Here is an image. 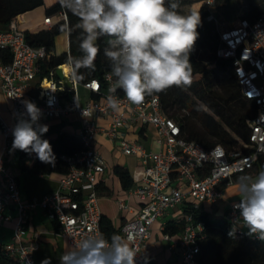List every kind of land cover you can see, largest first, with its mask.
I'll return each instance as SVG.
<instances>
[{"label": "built area", "instance_id": "2783aa9c", "mask_svg": "<svg viewBox=\"0 0 264 264\" xmlns=\"http://www.w3.org/2000/svg\"><path fill=\"white\" fill-rule=\"evenodd\" d=\"M216 0H204L208 15L206 20L214 22L219 31L217 56L230 62L235 79L242 88L247 101L257 108V115L249 123L251 129L248 154L241 151H227L223 146L207 149L201 144L186 140L180 124L164 111L157 93L148 95L140 104L128 101L122 89L117 87L115 78L108 72L103 81L90 80L82 87L99 96L85 104L77 90L79 85L74 76H69L73 88L66 90L63 82L53 77H43L38 81L39 91L32 96L40 110L38 121L63 120L72 113L87 120L75 135L81 140L83 150L74 155H61L60 159L69 166V172L62 176L58 188L43 197L41 201L29 203L21 201L17 177L6 167L4 157H0V231L3 223L11 220L5 211L16 205L19 217L15 233L4 252L19 264H39L34 259L35 246L26 243L28 212L41 207L47 217L60 227V234L74 248L79 249L86 238L105 241L100 227L102 213L99 207L98 185L107 173V164L96 146V136L102 134L127 157H134L139 164V178L130 195L141 202L139 213L122 226V240L138 249L136 264H152L143 255L147 241L151 237L154 224L169 213L184 206L201 208L204 204L217 205L224 200V188L238 183L237 175H249L264 169V13L254 20L241 19L234 26L221 27L217 14L213 11ZM53 17L68 25V15L64 10L45 17L43 26L51 29ZM25 31L17 22H12L8 31H0V50L9 51L11 61L0 58V91L12 103L13 124H8L0 114V136L13 142L12 130L21 114L27 119L24 101L39 73V63L49 58L43 47H33L26 41ZM55 73V72H54ZM67 75V74H66ZM61 92H73L64 101ZM109 97L118 102L113 108ZM109 118L107 127L97 124V119ZM140 133V135L138 133ZM136 139H130V134ZM142 134V135H141ZM44 138V135L42 136ZM158 147L154 150L151 146ZM31 161L37 155L24 152ZM231 205L226 219L234 232L246 233L239 211ZM122 209H127L121 203ZM186 225L177 239L165 233L168 223L161 224L164 239L172 248H181V264H199L201 242L205 239L204 226L195 223L192 216L182 218ZM254 240H261L251 235Z\"/></svg>", "mask_w": 264, "mask_h": 264}, {"label": "trees", "instance_id": "16d2710c", "mask_svg": "<svg viewBox=\"0 0 264 264\" xmlns=\"http://www.w3.org/2000/svg\"><path fill=\"white\" fill-rule=\"evenodd\" d=\"M229 1V0H228ZM242 5L239 0H230V4L222 5L220 17L230 20L232 26L236 17H242L244 10L252 3L246 0ZM223 3L216 0L215 3ZM45 5L44 0H0V31H8L12 22L26 13L32 12ZM207 6H203L201 25L198 28L199 38L194 50L190 53V62L193 66L192 83L190 86H173L166 91L157 93L162 101L165 113L175 119L181 126L183 137L194 141L207 149L223 146L227 151H241L248 154L250 145V121L257 115L256 106L247 101L242 93V88L233 75L230 62L217 56L219 46V31L214 22L206 20ZM64 10L68 15V25L64 22L54 23L51 29L42 27L25 31L28 44L33 47H43L49 58L39 63L37 80L43 77H56V69L66 63H71L69 57H79L81 30L77 27L79 21L70 11L63 8L57 0L46 8V16H53ZM63 32L68 33L69 53L60 56L54 55L56 37ZM108 37H101L97 43L100 52L94 61L93 68L73 66L74 75L78 84L82 85L90 80L103 81L106 73L111 72L110 62L104 55ZM204 53L200 55L199 51ZM0 58L5 62L11 61L9 51L0 50ZM224 73L225 75H220ZM73 92H61L62 97ZM90 98L98 99L95 93H90ZM54 154L52 163L41 162L38 158L32 162L30 172L37 175L59 174L66 175L69 166L60 159L61 155H74L83 150V144L75 135L62 132L53 139H48ZM21 170H26L29 160L24 151H20ZM261 167L264 168V159L261 158ZM114 173L118 176L122 188L131 190L134 186L133 176L124 167H115ZM243 175H237L241 178ZM98 190H100L98 186ZM185 214L192 216L195 223L204 226L205 239L201 242L199 264H264V240H254L245 233L239 235L233 231L226 218H212L210 213L201 208L191 206L183 207ZM186 222L170 223L165 233L176 235L184 230ZM101 232L104 240L115 238L122 239L121 230L113 226L111 220L102 216L100 221ZM231 233V235H230ZM115 236V237H114ZM0 264H19L0 249Z\"/></svg>", "mask_w": 264, "mask_h": 264}, {"label": "clouds", "instance_id": "9594fccd", "mask_svg": "<svg viewBox=\"0 0 264 264\" xmlns=\"http://www.w3.org/2000/svg\"><path fill=\"white\" fill-rule=\"evenodd\" d=\"M78 18L81 56L69 57L76 67L93 68L100 52L97 41L108 37L104 55L111 75L128 101L140 104L145 97L176 86H190L193 66L190 53L199 38V12L179 11V0H59ZM27 119L21 114L12 130L13 149L35 153L44 163L54 154L42 139L47 125L38 123L41 110L24 101ZM113 108L115 98L109 97ZM239 219L249 235L264 240V169L238 181ZM231 235V233H230ZM115 237V236H114ZM138 249L122 239L110 241L86 238L77 251L65 252L59 264H136ZM45 264V261H42Z\"/></svg>", "mask_w": 264, "mask_h": 264}, {"label": "crops", "instance_id": "0c3cea01", "mask_svg": "<svg viewBox=\"0 0 264 264\" xmlns=\"http://www.w3.org/2000/svg\"><path fill=\"white\" fill-rule=\"evenodd\" d=\"M228 4H230V1L223 0V6ZM48 7L49 6H45V11ZM213 11L216 14H220V11H218L216 7L213 8ZM262 13H264V0H252V5L247 6L244 10V15L242 17H236L234 23H238L239 20L246 18L254 20L259 17ZM32 14V12H29L20 16L17 20L18 26L20 28H24V30H32L44 27L43 21L45 17H47L46 13L45 17L39 20H37V18H33ZM217 16L222 19L220 15ZM25 20L31 21V24L22 27L21 25L25 24ZM224 21L230 23V20ZM65 52L69 53V37L68 50L64 51L63 53ZM54 55L60 56L57 53L56 48ZM62 66L65 74L75 77L73 66L71 63L62 64ZM53 78L56 79L57 76ZM37 83L38 80L36 79L32 87L27 91L26 101H31L30 97L36 96L38 94L39 91L36 89ZM87 93L89 99L85 102H82L81 100L82 104H85L87 101L92 99L90 98V92L87 91ZM69 96H71V93H69L68 96L63 97L65 102ZM12 108V103L0 91V114L3 119L10 125L14 122ZM86 121L87 120L81 118L78 114L75 113L70 114L63 120H44L41 125H47L48 131L43 135L48 139H53L62 132H67L76 135L80 131L83 123ZM109 121V118L102 117L97 119V124L101 127H107ZM138 134L140 135V133ZM129 138L136 139L137 135L134 133L130 134ZM12 144L7 146V140H5L4 137L0 136V157H4L6 167L12 170L17 177L21 194V201L24 204L34 200L41 201L45 195L54 192L58 188L59 181L62 176L56 173L51 175H37L31 173L29 168L31 167L33 161H31L30 159L26 163V170L22 171L20 162V150L13 149ZM96 146L99 152L103 155L107 164V173L105 177L101 179L98 185L100 188L99 207L102 216L107 217L109 220H111L113 226L119 230L124 224L132 220L139 213L141 208V202L136 196L130 195V190H124L122 188L118 176L114 173V169L117 166L124 167L130 171V169L127 168L125 163V157L127 156L124 157V155L114 146V144L107 138H105L102 134H98L96 136ZM151 147L154 150H157L158 148L154 145H152ZM119 153H121L123 157H120ZM129 158H133V160L135 161V166L133 170L130 171L134 180V188L136 185L135 180L139 178V164L136 158ZM257 172L258 171L253 172L249 174V176H254ZM239 179L240 178H237L238 181ZM239 199L240 194L238 192L237 183L234 186L224 188V200H222L220 203H218L217 205L204 204L202 206V209L204 211L209 212L212 218L224 219L227 217L231 205H233L234 203H239ZM122 202L126 204L127 209H122ZM5 215L11 217V220L4 222L3 227L0 231L1 250H4L5 245L10 243L11 239L14 236L16 222L19 217L17 206L11 205L10 207H8L5 211ZM184 215V209L178 207L172 210L169 215L162 219L161 224L163 222L168 223V225L170 223L176 224L178 223V221L183 220L182 218ZM161 224L159 226V229H157L158 227L156 226V223L154 224L152 228L151 237L147 241L146 247L143 250V255L147 259H149L152 264H181V248H172L170 242L164 239V232L161 230ZM244 229L246 233H248V228L244 227ZM26 232V243L35 246L34 259L39 264H42V261H45V264H59V260L62 254H64L65 252L78 250L72 247L67 242V240L61 236L60 227L47 217L45 210L41 207L31 209L28 212V223L26 225ZM180 233L181 232L176 235H173V238L177 239Z\"/></svg>", "mask_w": 264, "mask_h": 264}, {"label": "rangeland", "instance_id": "374dc122", "mask_svg": "<svg viewBox=\"0 0 264 264\" xmlns=\"http://www.w3.org/2000/svg\"><path fill=\"white\" fill-rule=\"evenodd\" d=\"M204 0H179L180 3V9L179 11L183 12V13H188V12H199L200 17L203 13V6L205 5L203 3ZM230 1V0H229ZM45 5L32 11V17L33 18H37V20L45 17V6H51L52 4H54L55 2H57V0H44ZM239 2L242 5H246V0H239ZM250 3H252V1H249ZM221 2H219V4H214V7H216L218 9V11H220V9H222L221 7ZM220 15V14H217ZM218 17V16H217ZM219 19V22L222 23L220 24L221 27L227 28L232 26L231 23L224 21L223 19ZM54 23L58 22V18L57 17H53ZM25 24L21 25L22 27L28 26L29 24H31V21H24ZM22 30H24V28H21ZM56 50L57 53L60 55L61 53H63L64 51L68 50V35L66 32L60 33L57 37H56ZM200 55H202L204 53L203 50L199 51ZM220 75L224 76V73H221ZM77 90L81 96V100L82 102H85L86 100L89 99L88 97V93L87 91L82 87V85H78L77 86ZM120 157H123L121 153H119ZM125 157V156H124ZM125 163L127 168L130 169V171L133 170L134 166H135V161L133 160V158H129V157H125ZM161 224V219L159 221L156 222V226L158 227L157 229H159V226ZM159 231V230H158ZM159 233V232H158Z\"/></svg>", "mask_w": 264, "mask_h": 264}, {"label": "water", "instance_id": "95a60500", "mask_svg": "<svg viewBox=\"0 0 264 264\" xmlns=\"http://www.w3.org/2000/svg\"><path fill=\"white\" fill-rule=\"evenodd\" d=\"M55 74L57 76V78L63 82V85L65 87L66 90H70L73 88V82L70 79V77L68 75L65 74L64 70H63V66H59L56 71Z\"/></svg>", "mask_w": 264, "mask_h": 264}, {"label": "bare ground", "instance_id": "6f19581e", "mask_svg": "<svg viewBox=\"0 0 264 264\" xmlns=\"http://www.w3.org/2000/svg\"><path fill=\"white\" fill-rule=\"evenodd\" d=\"M64 70V69H63Z\"/></svg>", "mask_w": 264, "mask_h": 264}]
</instances>
